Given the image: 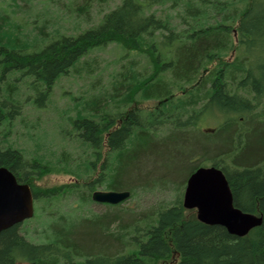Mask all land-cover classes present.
<instances>
[{
  "label": "trees",
  "instance_id": "obj_1",
  "mask_svg": "<svg viewBox=\"0 0 264 264\" xmlns=\"http://www.w3.org/2000/svg\"><path fill=\"white\" fill-rule=\"evenodd\" d=\"M89 1L77 12L85 21ZM15 16L0 7V167L29 184L37 216H55L61 228L41 231L36 243L19 225L1 232L0 264H157L174 255L177 264H264V148L245 159L264 130V0H121L78 35L45 32L46 23L33 39ZM110 45L122 50L110 93L85 101L60 131L80 145L82 162L75 165L71 153L56 162L27 157L12 141L26 106L47 108L60 78ZM217 113L224 119L215 135L192 132ZM224 134L225 148L218 147ZM207 156L224 172L235 207L262 217L244 237L188 216L183 206L179 183L201 167L195 158ZM144 158L154 169L144 170ZM49 173L76 182L46 190L30 184ZM167 183L177 196L153 212L133 215L120 204L106 205L103 216L80 214L99 186L128 190L132 199L136 189ZM71 196L77 202L67 211L51 210Z\"/></svg>",
  "mask_w": 264,
  "mask_h": 264
},
{
  "label": "rangeland",
  "instance_id": "obj_2",
  "mask_svg": "<svg viewBox=\"0 0 264 264\" xmlns=\"http://www.w3.org/2000/svg\"><path fill=\"white\" fill-rule=\"evenodd\" d=\"M89 2L90 21H85L84 15L81 18L77 15L78 9L85 4V0H17V3L14 0H0V7L14 12L17 20L22 23L24 31L30 35V39H33L39 36L41 32L40 28L37 29L36 26H43L46 23L48 24H46L47 28L45 32L59 29L67 34L78 35L83 30L98 24L104 14L119 5L121 0H90ZM121 51V48L116 45L94 50L81 60L80 64L71 71L69 76L60 78L47 102V108L39 109L27 105L23 115L17 122L14 135H12L14 145L22 149L26 156L30 158L36 156L46 162H56L62 153H71L72 157L77 159L75 165L82 162L86 155L80 148V145L70 138L61 136L60 131L62 128L70 129V117L76 116L78 109L82 108L81 105L85 104V101L95 99V96L100 95V97H103L104 94L110 93L113 74L121 67V62L120 60L118 61ZM233 58L234 55L231 56L230 60H233ZM101 99L103 101V98ZM149 104L150 108H154L157 102L150 101ZM223 119L224 116L222 114L208 115L199 122V130H192V132L196 131L194 133H199L203 137H205V134L215 135ZM168 132L167 129L163 130V137ZM225 136L226 134L218 140V147L225 148ZM263 142L264 130L256 133L253 137V142L248 153L245 155V159L250 161L253 157L256 158L257 150L260 147L264 148ZM210 157L207 156L201 160L195 158L194 161L197 160L195 163H198V166L210 167L212 164ZM144 159L141 163L144 170L154 169V166L150 163L151 161L147 158ZM133 174L137 176L140 172L138 170L133 172ZM181 174L179 173V177ZM129 179L133 186L136 187L138 184L137 180ZM187 179L188 176L184 178V181L179 183L183 185L184 191ZM74 182L76 180L72 175L49 173L44 174L40 179L31 181L30 184L46 190L51 187L60 188ZM173 186V183H167L164 186L151 185L145 189H136V196L123 203L121 209H126L133 215L153 212L158 206L171 204L174 201L177 196L175 190L177 186ZM97 190L110 191L105 186H99ZM76 202L77 198L71 196L70 198L65 197L61 201H54L50 206H52L51 210L54 212H63L67 211L70 206L75 205ZM36 207L35 202L34 218L21 225V230L26 233L29 240L35 243L44 241L41 231H46L48 228L50 233H52V228L55 231H60L61 228V225L57 224L58 221L55 216L48 217L47 214L41 215V217L37 216V214L40 215V210L36 212ZM187 211L188 216L193 215L197 217V210L187 209ZM106 213H108L106 205L92 203L84 208L80 214L84 216H103ZM69 215L71 218L75 217L74 213H69ZM79 261L84 262L83 260ZM177 262L178 257L174 255L170 261H161L157 264H177ZM18 264L28 263L18 262Z\"/></svg>",
  "mask_w": 264,
  "mask_h": 264
},
{
  "label": "water",
  "instance_id": "obj_3",
  "mask_svg": "<svg viewBox=\"0 0 264 264\" xmlns=\"http://www.w3.org/2000/svg\"><path fill=\"white\" fill-rule=\"evenodd\" d=\"M131 198V192L101 191L92 194V201L117 206ZM183 206L197 210V218L208 225L225 228L231 235L244 237L262 224V217L235 207L233 194L224 172L214 166L200 167L187 179ZM34 195L28 184L18 182L7 168L0 167V233L33 218ZM75 264H91L87 261Z\"/></svg>",
  "mask_w": 264,
  "mask_h": 264
},
{
  "label": "flooded vegetation",
  "instance_id": "obj_4",
  "mask_svg": "<svg viewBox=\"0 0 264 264\" xmlns=\"http://www.w3.org/2000/svg\"><path fill=\"white\" fill-rule=\"evenodd\" d=\"M19 182V181H18ZM20 183V182H19ZM21 184H25V183H21ZM29 185V184H28ZM30 186V185H29ZM31 187V186H30ZM32 189V188H31ZM33 192V191H32ZM35 198H34V207H35ZM35 216V215H34ZM34 216H33V218H34ZM32 219V218H31ZM31 219H29V220H25L23 223H20V224H17V225H19V229H21V225L22 224H24L26 221H30ZM18 264V263H17Z\"/></svg>",
  "mask_w": 264,
  "mask_h": 264
}]
</instances>
